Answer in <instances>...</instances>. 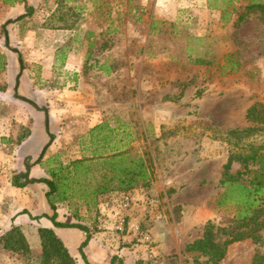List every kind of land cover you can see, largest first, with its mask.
Masks as SVG:
<instances>
[{
  "label": "crops",
  "instance_id": "1",
  "mask_svg": "<svg viewBox=\"0 0 264 264\" xmlns=\"http://www.w3.org/2000/svg\"><path fill=\"white\" fill-rule=\"evenodd\" d=\"M254 3L264 7V0H0V234L17 226L30 252H39L37 229H50L75 264H110L112 257L121 264L137 260L142 264L144 248L129 230L134 225L140 228L141 208L135 204L126 210L120 207L124 194L136 200V189L101 195L92 214L70 209L67 203L55 205V222L87 228L89 239L81 248L84 261L78 248L85 233L53 227L41 217L52 214L44 198L46 186L25 181L24 167L28 180L48 178L55 158L62 164L79 159L80 137L114 116L132 125L136 122L142 138H159L160 126H165L171 134L158 140L161 148L167 145L174 152L185 151L191 135L192 87L179 81L176 72H189L191 61L200 70L208 68L209 62L191 58L200 49L207 55L213 41H220L247 18L239 20L240 8ZM253 15L264 24L259 11ZM178 40L184 41L186 68L175 62L171 47L159 43ZM260 67L264 72V60ZM99 89L102 99L95 92ZM131 89H135L134 97H126L125 103L112 100L111 91L131 95ZM214 98L210 99L217 104ZM247 108L238 120L237 115L232 118L234 108L226 107L228 113L219 116L227 118L225 125L212 124L213 128H244ZM217 113L214 107L210 113L199 112V117L214 119ZM69 151L75 155L69 156ZM64 156L69 158L66 162ZM220 171L221 165L216 175L204 177L205 182L217 184ZM14 176L25 184L12 186ZM175 181L157 175L149 189L165 193L169 187L182 186L179 178ZM118 216L126 221L122 234L113 230ZM153 220L151 230L161 239L157 217ZM151 248L155 254L163 250L158 245ZM1 249L0 264H22Z\"/></svg>",
  "mask_w": 264,
  "mask_h": 264
},
{
  "label": "rangeland",
  "instance_id": "2",
  "mask_svg": "<svg viewBox=\"0 0 264 264\" xmlns=\"http://www.w3.org/2000/svg\"><path fill=\"white\" fill-rule=\"evenodd\" d=\"M240 1L249 2V0ZM244 9L240 8V12L243 13ZM254 12L257 11L245 14L247 18L240 22L231 33L227 32L222 35L220 41H213V47L208 46L207 48V55L201 52L202 49L197 50L191 60H205L210 64L208 68L200 70L197 67L199 65L191 61L189 72L187 69L176 72L179 81L185 85L189 84V88L192 87L188 123V131L191 135L185 151L174 152L167 149V145H164V149L161 148L158 140L168 139L167 133L171 134V130L163 125V128L160 126L161 136L159 138L152 135L142 138L138 135L133 141V146L131 145L133 150L143 158L150 180L159 175L163 179L176 182L175 180L179 178L183 182L182 186L177 189L172 187L165 189V193L157 190L151 191L150 185L147 188L136 189L138 194L134 204L140 207L142 212L139 230L149 235L152 241L151 247L158 245L163 248L162 252L156 253L159 264H206V257L197 252H188L185 247L201 237L203 227L207 222L214 227L216 243H222L229 237L226 233L234 220L235 208L230 205L214 207V199L218 197L222 189L219 183L210 186L205 182L204 177L216 175L219 166L225 163L231 151L246 153L248 145L255 147L264 144V131L234 139L226 136L225 130L213 128L214 125H212L221 123L225 125L227 118L224 116L219 119V116L228 113L224 111L228 106L234 108L232 118L237 115L238 120H242L244 106L248 107L254 102H260L264 97V72L260 67L261 61L264 60V24H261L260 18L253 15ZM159 43L171 47L176 55L175 62L180 64V68L183 66L186 68L183 40L159 41ZM220 51L227 52H222L223 54L220 55ZM235 64L237 67L229 71L228 68ZM188 77L189 80H186ZM180 89L177 87L178 91ZM99 90L95 92L98 98L102 99L104 95L101 89ZM131 90V95L126 92L118 94L116 90L111 91L110 95L112 100L125 103L126 97H134L135 89ZM214 97L218 99L217 104L210 99ZM166 100H169V96ZM214 107L218 108L214 119L202 120L199 117V112L210 113ZM123 121L127 125H132V121ZM133 124L135 133L142 131L136 122ZM244 124L245 127L250 125L249 123ZM84 136H81L78 141L79 149ZM71 148L75 149L72 145ZM79 153H81L80 150ZM74 155L70 153L69 156ZM68 159L64 156L63 162ZM58 160L61 161L59 158ZM241 170V164L233 161L229 173L233 175ZM243 176L242 179L245 178ZM109 202L112 203V201ZM66 203L68 208L76 211L86 209L74 200ZM88 211L92 214L94 209ZM151 216L154 217L151 219ZM88 217L93 218L92 215ZM155 217L158 219L156 227L159 229L161 239H157L155 232L151 230V223L155 224L153 220ZM219 228L225 229V233L216 230ZM259 234L260 238L257 242H252L247 238L227 245L223 258L217 264H255V256H264V229ZM8 254L9 257L18 259L22 264H39V252L29 251L28 257L12 252ZM135 264H141V262L137 260Z\"/></svg>",
  "mask_w": 264,
  "mask_h": 264
},
{
  "label": "trees",
  "instance_id": "3",
  "mask_svg": "<svg viewBox=\"0 0 264 264\" xmlns=\"http://www.w3.org/2000/svg\"><path fill=\"white\" fill-rule=\"evenodd\" d=\"M252 11H259L264 21V7L258 3L246 6L239 20ZM236 65L230 66L229 71H232ZM244 118L249 126L228 130L225 135L239 139L264 131V97L260 102L248 106ZM141 133H135L132 125H127L117 116L103 120L90 128L82 138L79 159L62 164L58 158H55L50 164L48 178L28 181L46 186L44 198L52 214L41 217L48 219L53 227L76 228L85 233V239L78 248L84 261L81 248L89 239L87 228L79 224L55 222V205L74 200L86 210H90L96 208L101 195L147 188L150 183L149 172L141 155L131 146ZM233 161L240 163L242 170L232 175L229 169ZM243 175L244 179L241 178ZM11 183L14 187H22L25 181L19 176H14ZM218 183L222 191L214 199V207L230 205L235 208L234 220L226 233L228 239L216 243L214 227L207 222L201 237L185 247L188 252H197L206 257V264H217L223 258L226 246L233 242L247 238L257 242L260 238L259 232L264 229V144L255 147L248 145L246 153L231 151L222 165ZM216 230L225 233L223 228ZM37 235L40 244L39 264H75L66 248L50 229L38 228ZM0 242L4 251L29 256L30 250L17 226L11 225L2 232ZM113 263L121 264L115 257L111 258L110 264ZM254 263L264 264V256H255Z\"/></svg>",
  "mask_w": 264,
  "mask_h": 264
},
{
  "label": "built area",
  "instance_id": "4",
  "mask_svg": "<svg viewBox=\"0 0 264 264\" xmlns=\"http://www.w3.org/2000/svg\"><path fill=\"white\" fill-rule=\"evenodd\" d=\"M134 197L130 194H124L120 199V207L123 210L128 209L132 204H134ZM126 228V221L124 216H118L114 222L113 230L117 234H122ZM129 230L134 233L135 238L143 246L145 257L141 260L142 264H159L158 257L153 253L151 248V239L146 232H141L138 225L129 227Z\"/></svg>",
  "mask_w": 264,
  "mask_h": 264
},
{
  "label": "water",
  "instance_id": "5",
  "mask_svg": "<svg viewBox=\"0 0 264 264\" xmlns=\"http://www.w3.org/2000/svg\"><path fill=\"white\" fill-rule=\"evenodd\" d=\"M15 82H16V81H15ZM24 169H25V171H24V174L22 175V177H23V179H24L25 181L28 182L29 180L27 179V175H28L27 167L25 166Z\"/></svg>",
  "mask_w": 264,
  "mask_h": 264
}]
</instances>
